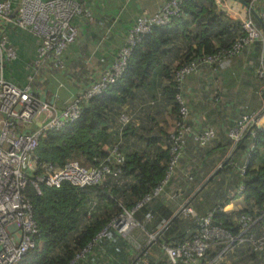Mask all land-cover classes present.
Instances as JSON below:
<instances>
[{"label": "trees", "instance_id": "1", "mask_svg": "<svg viewBox=\"0 0 264 264\" xmlns=\"http://www.w3.org/2000/svg\"><path fill=\"white\" fill-rule=\"evenodd\" d=\"M240 1L239 3L245 4L249 0ZM224 15L213 0H183L178 15L172 16L168 23L152 26L136 41L122 74L84 101L81 112L74 121L60 129L44 131L33 151L36 163L32 171L34 174L42 172L41 163L61 166L69 158L77 159L81 163L85 162L88 166L96 165L107 154L109 146L115 140H119V147L124 157L119 164V173L115 176L106 175L98 183L76 186L67 180H62L55 186L40 182L37 192L28 181L24 194L31 203L32 217L38 230L33 236L35 245L27 249L15 264H74L87 254L98 240L108 238L113 232L118 233L115 229H109V235L93 241L95 233L111 217L123 208L131 209L136 201L159 183L165 173L169 156L167 146L169 131L161 130L159 133V136L164 138V146H160L157 142L158 136L146 132L150 129V124L143 122L140 124V130L146 132L145 134L140 132V140H142L140 142L144 143L143 146L135 144L133 146L137 147L123 150L120 138L126 134V129L130 128L131 116L127 122L120 124L117 120V115L121 111L119 107L126 102L136 101L142 94L141 90L152 85L157 75H160L167 81V84L162 86L163 98L170 104L169 109L175 112L176 117L175 88L171 79L173 70L190 58L228 47L235 36L241 33L239 20L229 19ZM255 20L260 22L259 19ZM262 25L264 26V23ZM171 55L173 58H178V61L171 67L169 75L167 65L161 63V60H169ZM150 97L152 98L147 101L149 104V107H146L147 114L154 112L156 106L155 97L153 95ZM211 141L213 139L209 143ZM209 143L192 147L193 151L199 149L201 156L195 158V164L191 168L184 170L187 171L186 174H191L192 177L199 169L200 163L201 166L208 164L207 171L216 166L217 161L208 156L212 150L207 149ZM203 153L204 156L207 155L205 159ZM243 161L246 163L243 172H240L238 165ZM220 163L213 173L215 175L222 173L220 179L227 178L225 184L223 181L215 184L216 192L218 193V188H221L224 193L222 200L217 199L200 212L194 205L196 199L188 200L186 204L191 205L198 215L207 210L213 211L212 221L227 228L231 233L237 232L236 217L242 213L250 214L255 218L251 229L257 230L259 226L262 228L264 226V124L254 125L251 133L242 135L232 145L228 138V150ZM173 173L164 184L162 192L151 195L132 210L133 218L151 232L155 231L163 220H168L166 227L156 234L154 241L158 249L161 243L181 239L190 233L188 229L184 231L178 229L180 222L186 220L183 216L189 215L174 211L172 204L164 201L163 194L168 184L174 183ZM214 176L208 181H212ZM222 182V186H216ZM239 182L242 184L239 198L241 207L235 211L223 210L221 207L231 196H239L235 190ZM168 191L175 192L173 189ZM171 197L174 195L169 198ZM194 197H198V191ZM190 217L192 220L185 223L190 224L189 227L194 229L195 219L193 216ZM243 251L241 247L232 250L234 253L232 259L237 264H243L246 259H260L253 251L247 255ZM233 261L232 263L235 264ZM203 263V259L198 262V264ZM147 264H164V258L159 253L156 256L147 253Z\"/></svg>", "mask_w": 264, "mask_h": 264}, {"label": "built area", "instance_id": "2", "mask_svg": "<svg viewBox=\"0 0 264 264\" xmlns=\"http://www.w3.org/2000/svg\"><path fill=\"white\" fill-rule=\"evenodd\" d=\"M88 0H0V23L25 29L37 38L33 64L35 67L49 62L54 67L63 66L62 50L71 43L77 34L73 18L82 15L91 18L86 5ZM183 0H166L158 9L148 14L136 15L124 34L123 42L118 47L112 61L104 67L87 85L83 86L67 99L61 107H56L39 98L30 84L17 85L0 73V264H15L22 254L35 245L33 238L38 227L32 217L31 203L24 194L29 181L39 192L38 184L58 185L67 180L76 186L100 182L106 175L119 173V164L123 153L119 140H115L107 154L96 165H85L77 159H66L61 166L41 163V173H32L36 167L33 151L40 136L48 129H60L74 121L80 114L83 102L99 92L106 85L114 82L123 72L130 51L136 41L152 26L168 23L170 18L181 11ZM216 7L230 13L228 0H213ZM241 2L240 0H232ZM257 0L243 4V16L239 20L241 33H238L226 48H218L208 54L190 58L173 70L172 81L175 88L174 100L177 105L174 126L168 133V160L162 179L145 193L131 209L123 208L101 227L94 235L96 238L109 235V229L124 234L140 223L132 216V210L149 199L151 195L162 192L164 184L178 166L183 147L190 138L195 146L207 144L215 137L211 126L193 129L188 122L189 111L186 104L183 82L187 73L196 71L199 64L215 68L222 60L231 57L242 47L254 40L258 41V65L256 74L264 79V0L256 7ZM230 3V2H229ZM251 8V9H250ZM260 22H257L253 12ZM16 56L14 46L9 43L5 33L0 31V71L5 60ZM31 80L32 76L28 75ZM260 110H264V102ZM129 113L121 110L117 120L123 124L129 120ZM257 111H243L238 114L234 123L227 129L226 136L231 145L242 135L252 132L257 124ZM246 161L238 165L243 172ZM173 173V174H174ZM187 177H190L188 175ZM240 198L242 184L236 186ZM174 195V192L171 194ZM170 195V196H171ZM177 212L188 214L195 219L196 226L185 237L167 243H161L164 253V264H233L230 254L235 247H248L257 258L246 259L243 264L260 261L264 264V226L260 230L251 229L255 218L250 214H239L236 217L237 232L231 233L227 228L211 219L213 211L207 210L198 215L193 207L185 202L179 203ZM146 218L148 214H145ZM168 220H163L149 234L156 237L166 227ZM250 228V229H249ZM230 259V260H229ZM126 264H147V252H139Z\"/></svg>", "mask_w": 264, "mask_h": 264}, {"label": "crops", "instance_id": "3", "mask_svg": "<svg viewBox=\"0 0 264 264\" xmlns=\"http://www.w3.org/2000/svg\"><path fill=\"white\" fill-rule=\"evenodd\" d=\"M165 1L88 0L86 5L91 18L82 15L73 18V22L77 26V34L75 39L61 52L60 56L63 60L61 67H54L47 61L44 65L35 67L33 57L36 36L9 23H0V31L5 33L9 43L16 50V56L13 59L3 62L0 73L17 85L29 83L32 91L39 98L53 103L56 107H61L67 99L96 78L97 74L112 61L118 47L123 42L126 30L136 15L151 13ZM261 1H256V7H259ZM228 4L234 11H237L238 15L224 12V16L240 20L243 16V4L229 0ZM252 16L257 19L254 15ZM258 49L259 43L254 40L245 44L237 54L222 60L214 69L201 63L196 71L184 76L183 91L189 111L188 122L195 130L205 126L213 127L215 137L213 141L208 142L207 149H212L208 156L210 155V158L217 161L216 165H219L228 150L226 131L234 123L239 113L257 111L258 126L264 124V110H260L264 102V79L256 74ZM161 63L164 64V59L161 60ZM28 75L32 76L31 80L28 79ZM165 84H167L165 77L157 75L152 85L141 90L142 94L136 101L120 105L119 109L129 112L131 116L130 128L126 129V134L120 138L123 150L143 146L144 143L140 142L142 141L140 140L141 133L145 134L146 132L149 135L158 136L157 142L160 146H164L159 133L161 130L171 131L175 119V112L169 109L170 104L163 98L162 86ZM147 95H153L156 99L154 112H148V114L144 111V107L139 108L144 103L141 99ZM163 106L166 108L164 109ZM142 122L150 124V129L146 132L140 130ZM187 143L194 145L190 138ZM135 144L137 146H133ZM189 146L186 144L184 147L180 162L176 167L177 170L173 174L175 186L172 183L168 184L163 194L164 201L171 203L174 211L179 203L197 200L200 195H203L207 201L214 202V197L210 193L214 194L216 191H212L210 186H215L220 181H223L224 184L227 182V179H220L222 173L219 175L213 173L216 168L207 171L208 164L201 166V163L198 165L199 169L192 172V177L191 175L187 177V171L184 170L191 168L196 161L193 153L189 151ZM199 156L201 154L195 158ZM202 156L205 159L207 155L204 156L203 153ZM190 159L194 160L191 166L188 162ZM213 176V180L208 181ZM181 187L183 189L180 190ZM208 187H210L209 190ZM171 189L175 190L174 197L169 198L173 193L168 191ZM197 191L198 197H194ZM230 192L231 195L232 190ZM227 201L221 207L223 210L235 211L241 207L237 195L231 196ZM183 217L186 220L180 222L178 229L192 231L193 229L189 227L190 224L185 223L192 218L190 216ZM150 233L152 232L141 224L133 226L124 234L113 232L108 238L98 240L93 244L88 253L74 264H125L128 259L142 251L150 252L156 256L154 251H150L155 247L156 237L149 238Z\"/></svg>", "mask_w": 264, "mask_h": 264}, {"label": "rangeland", "instance_id": "4", "mask_svg": "<svg viewBox=\"0 0 264 264\" xmlns=\"http://www.w3.org/2000/svg\"><path fill=\"white\" fill-rule=\"evenodd\" d=\"M228 11L230 12V13H233V14H235V12H234V10L232 9V8H228ZM178 60V58L176 59V58H173V55H171L170 56V58H169V60H167V59H164V64H167V72L169 73V75H170V69H171V67L172 66H174L175 64H176V61ZM167 74V73H166ZM166 77H168V76H166ZM149 97V98H148ZM150 98H152V97H150V95H147V97H145L144 99H141L142 100V102H144V103H142L141 104V107H144V111H146V107L148 106L149 107V104H147L148 102L147 101H149L150 100ZM154 105H155V103H154ZM163 108L165 109L166 107L165 106H163ZM165 131V130H164ZM163 131V132H164ZM162 141H163V143H164V138L162 137ZM188 145H190L189 146V151H190V153L192 152V153H195V154H193V157H194V159H195V156H197L198 154H199V149H196V150H192V147H194V145H191L190 143H187ZM197 148V147H196ZM191 155V154H190ZM187 159V158H186ZM197 159V158H196ZM193 161L194 160H192V159H190V160H188V162L190 163L189 165L191 166V163H193ZM82 164H85V162H83ZM218 165H216L215 167H217ZM214 167V168H215ZM188 175H191V174H188ZM227 178H225L224 180H226ZM174 180V179H173ZM219 183V182H218ZM173 186H175V180H174V183L172 184ZM223 185V182L221 183V184H218V185H216V186H222ZM211 187V190L212 191H216L215 189V186H210ZM210 187H208L207 189L209 190L210 189ZM218 190H219V192L215 195V193L214 194H211L210 193V195H214V201H217V199L220 201V200H222V198H223V191H221L222 189L221 188H218ZM223 193V194H222ZM213 202H209V201H207L206 200V198L203 196V195H201L196 201H195V203H194V205H195V207H196V209L200 212V211H202L203 209H205V207H206V205H211ZM131 229V228H130ZM261 229V226H259V228H258V230H260ZM158 250H159V252H158ZM150 251H154L156 254L157 253H159V255L160 256H162L163 258H164V253H163V251H162V249H161V247H159V249L158 248H156V246L154 247V248H152V249H150ZM249 249H248V247H244V251H243V253L245 254V255H247V253L249 254ZM147 253H150V252H147ZM233 256H234V253H232V255H231V257H230V259H231V261H233L234 259H232L233 258ZM229 259V260H230ZM234 262V261H233ZM235 264H237L236 262H234ZM242 264V263H241ZM253 264H260V261H256V262H254Z\"/></svg>", "mask_w": 264, "mask_h": 264}, {"label": "water", "instance_id": "5", "mask_svg": "<svg viewBox=\"0 0 264 264\" xmlns=\"http://www.w3.org/2000/svg\"><path fill=\"white\" fill-rule=\"evenodd\" d=\"M251 9V8H250ZM253 12V11H252ZM253 14H254V16L258 19V17H257V15L255 14V12H253ZM218 166H220V164L218 165Z\"/></svg>", "mask_w": 264, "mask_h": 264}]
</instances>
